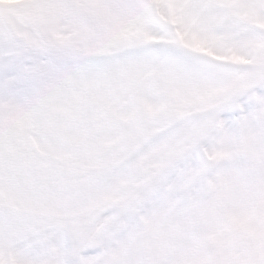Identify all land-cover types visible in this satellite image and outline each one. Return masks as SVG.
<instances>
[{
    "label": "snow or ice",
    "instance_id": "obj_1",
    "mask_svg": "<svg viewBox=\"0 0 264 264\" xmlns=\"http://www.w3.org/2000/svg\"><path fill=\"white\" fill-rule=\"evenodd\" d=\"M0 264H264V0H0Z\"/></svg>",
    "mask_w": 264,
    "mask_h": 264
}]
</instances>
